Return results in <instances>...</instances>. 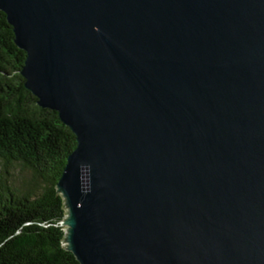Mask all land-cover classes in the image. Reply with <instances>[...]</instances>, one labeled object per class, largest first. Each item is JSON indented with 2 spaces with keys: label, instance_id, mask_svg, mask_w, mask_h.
Returning <instances> with one entry per match:
<instances>
[{
  "label": "water",
  "instance_id": "95a60500",
  "mask_svg": "<svg viewBox=\"0 0 264 264\" xmlns=\"http://www.w3.org/2000/svg\"><path fill=\"white\" fill-rule=\"evenodd\" d=\"M24 86L75 135L81 264H264V0H0Z\"/></svg>",
  "mask_w": 264,
  "mask_h": 264
},
{
  "label": "trees",
  "instance_id": "16d2710c",
  "mask_svg": "<svg viewBox=\"0 0 264 264\" xmlns=\"http://www.w3.org/2000/svg\"><path fill=\"white\" fill-rule=\"evenodd\" d=\"M7 21L0 10V264H81L57 189L75 135L24 86L26 53Z\"/></svg>",
  "mask_w": 264,
  "mask_h": 264
},
{
  "label": "rangeland",
  "instance_id": "374dc122",
  "mask_svg": "<svg viewBox=\"0 0 264 264\" xmlns=\"http://www.w3.org/2000/svg\"><path fill=\"white\" fill-rule=\"evenodd\" d=\"M63 226H65V229H66L67 225H66V224H64Z\"/></svg>",
  "mask_w": 264,
  "mask_h": 264
}]
</instances>
